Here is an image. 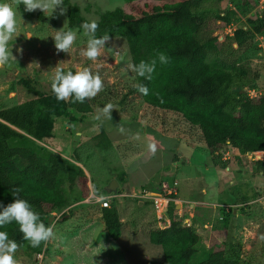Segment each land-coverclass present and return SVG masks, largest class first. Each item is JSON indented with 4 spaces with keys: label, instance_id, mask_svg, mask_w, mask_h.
I'll return each mask as SVG.
<instances>
[{
    "label": "rangeland",
    "instance_id": "rangeland-1",
    "mask_svg": "<svg viewBox=\"0 0 264 264\" xmlns=\"http://www.w3.org/2000/svg\"><path fill=\"white\" fill-rule=\"evenodd\" d=\"M195 1L200 4L204 15L200 36L203 39L218 36L220 41L225 42V48L220 55H211L208 58L210 64L213 67H223L228 60L246 67L254 77V87L248 91H252L251 94L255 97L264 95V35L251 37L247 47L234 53L235 55L232 54L239 47L234 37L235 31L241 27L248 29L249 17L264 13V2L247 0L252 10H246L237 7L233 0ZM125 4V0H63V14L56 9L52 15L40 10L27 12L20 4L17 8V36L10 41L15 59L0 66V106H12L37 98L36 90L51 92V80L57 67L73 71L87 67L93 73H98L103 87L95 97L89 99L98 100L95 108L99 117L87 118L82 123L73 124L58 118L56 135L66 146L67 152L63 154L52 147L48 148L70 159L76 168L83 169L82 166L85 165L92 170V167L113 170L118 164V153H123L126 149L132 153V150L139 149V146L128 145L123 141L125 134H133L129 126L133 130L137 129L139 119L146 125L151 124L148 134L154 142L160 141L163 144L167 141L170 145L171 139L162 136L167 131H178L182 137L190 136L195 147L182 142L181 154L188 155L195 165L179 163V171L173 177L166 178L170 184L174 177L192 175L196 178L199 176V181H202L200 175H204V184H200L192 196L199 201L197 207L189 203L187 205V202L181 209L177 206V212L183 217L184 224L189 219L191 227L201 236V242L197 246L198 259H205L212 242L219 240L226 243L227 255H238L241 264H263L264 174L260 171L264 172V152L247 153L235 160L231 159L226 149L212 153L202 141L199 129L191 126L181 115L147 105L141 93L133 91L137 85V76L131 68L134 63L126 37H111L95 61L89 60L83 54L87 38L83 35L82 25L97 21L104 12L125 7ZM71 5L80 8L83 19L79 24L70 21ZM226 7L234 13H226ZM219 15L228 17L232 24L221 19ZM63 26L76 30L78 34L77 41L67 53L57 52L51 37ZM107 104L113 106L111 114L117 112L120 119L108 118L103 114V108ZM102 118L105 119V127L117 130L118 140L121 137L114 152L105 151L99 146L97 148L93 142L99 119ZM157 148L154 144L146 146L134 166L143 169L155 166L156 160L160 159L156 153ZM75 155L82 157L81 162L76 160ZM187 183L185 180L179 182L182 193H189ZM64 186L69 189L68 179ZM204 186L207 187L206 193L200 191ZM99 194L103 195L105 191ZM185 195L182 194V197ZM87 197L81 201L72 200L73 203L67 208L52 213L55 216L52 224L54 236L47 241L43 259L36 254L29 255L23 246L18 245L14 256L17 264H146L150 260H163L162 246L151 241L152 231L161 226L152 201H145L147 203L141 206L138 198L114 199L113 203L117 204L123 223L121 237L114 239L106 228L101 204L88 203ZM225 202L236 205L249 202L251 204L237 206L236 210L240 215H232L222 224L219 217L223 211L221 208L216 209L213 204Z\"/></svg>",
    "mask_w": 264,
    "mask_h": 264
},
{
    "label": "trees",
    "instance_id": "trees-1",
    "mask_svg": "<svg viewBox=\"0 0 264 264\" xmlns=\"http://www.w3.org/2000/svg\"><path fill=\"white\" fill-rule=\"evenodd\" d=\"M125 2V7L101 15L96 21V35L126 37L134 65L141 60L151 61L158 53L166 54L168 63L161 65L157 60L151 80L136 75L137 84L148 88L147 95L140 92L145 103L181 115L199 129L202 141L212 153L226 149L235 160L247 153L264 152V95L251 97L248 94V89L254 87V77L246 67L228 60L223 67L210 64L208 58L220 55L225 42L218 36L208 39L200 36L204 26L200 4L195 0ZM233 3L252 10L247 0H233ZM21 7L24 8L23 4ZM225 11L234 13L228 7ZM69 17L73 24L82 21L79 6H70ZM219 17L232 24L228 17ZM248 23V29L241 27L234 33L239 47L233 55L247 47L251 37L264 35V13L250 16ZM135 90L138 91L137 87ZM36 94L37 98L16 105L0 106V201L5 205L12 202L11 190L19 188L22 197L32 204L47 225L54 222L50 219L52 213L67 208L72 200H83L91 192L84 169L76 168L70 159L48 148L63 154L67 152L56 135L57 119L73 124L97 118L95 103L98 100L85 97L84 103H73L72 97L58 100L53 91L36 90ZM97 128L99 146L109 148L112 142L105 125L99 123ZM185 137L193 142L190 136ZM75 156L80 161V156ZM66 179L70 182L69 189L64 186ZM177 204L172 201L168 205L163 219L168 226H160L151 233V241L163 248V260H150L146 264H241L238 255H227L226 243L219 240H214L211 248L206 249L205 259L199 260L197 246L201 236L184 224ZM101 209L110 236L119 239L123 223L117 204L112 202L111 207ZM222 211L223 224L234 212H227L225 208ZM3 230L29 255L45 253L47 242L31 247L15 222Z\"/></svg>",
    "mask_w": 264,
    "mask_h": 264
},
{
    "label": "clouds",
    "instance_id": "clouds-1",
    "mask_svg": "<svg viewBox=\"0 0 264 264\" xmlns=\"http://www.w3.org/2000/svg\"><path fill=\"white\" fill-rule=\"evenodd\" d=\"M20 4H23L27 12L40 10L51 15L56 9H59L61 14L64 12L63 0H0V66L7 65L15 59L10 41L17 36V8ZM82 27L83 35L87 38L83 54L89 60L95 61L101 55L110 37L107 34L100 37L96 35L98 28L96 21L85 23ZM51 37L57 52L67 53L77 41L78 34L76 30L63 26ZM157 60L161 65L168 63V57L161 52L151 61L141 60L138 64L131 66L132 71L138 77L151 80L156 70ZM102 87L100 75L93 73L87 67H80L75 71L57 67L51 80V88L56 98L68 100L72 97L73 103H84L85 97H95ZM135 87L142 94H148V88L145 85L137 84ZM112 110L113 106L107 104L103 108V114L111 118ZM11 195L12 202L5 205L0 201V264H17L14 256L18 245L9 237L8 231L3 230L6 225L12 222L18 224L23 239L29 241L33 248L40 247L42 242H47L54 236L53 225H46L32 204L22 197L19 188L11 190Z\"/></svg>",
    "mask_w": 264,
    "mask_h": 264
},
{
    "label": "crops",
    "instance_id": "crops-1",
    "mask_svg": "<svg viewBox=\"0 0 264 264\" xmlns=\"http://www.w3.org/2000/svg\"><path fill=\"white\" fill-rule=\"evenodd\" d=\"M118 115L119 114L116 112L115 114H111V117H116V119H120L118 118L119 117ZM97 116L99 117L98 114ZM99 120H100V123L105 125V121H104L105 119L102 118ZM139 122H140L139 125L136 126L137 128L136 130L135 129L133 130V127L129 126L133 134L132 133L125 134L123 138V141L127 142L128 145L139 146V149L137 151L132 150V153L127 149L123 153H118L117 154L118 157L116 155L117 157L116 162H118V164L115 165V167H113V170H108L106 168L99 170V168H94V167H92L93 168L92 170L91 168L88 169L83 163H81L84 165V166L82 165L81 166L83 167L85 173L88 176L91 192L99 193L101 191H105V194L103 195H107L108 194L107 190L109 188L110 183L113 180H117L119 183L118 191H124L127 193L128 192L133 193L135 191L140 190V188H143V187L151 189V190H160L164 182H169V179L166 178V176L173 177L179 171V166H178L179 163L185 162L186 164H189V166L195 165V163H193V161L188 155L181 154V150H182L181 143L187 142L189 143V145L193 147H195V145H193L191 141H188L186 137H182L180 132L173 131L171 133L167 131L166 133H163L162 136L164 138L166 137L168 139H171L172 142L170 145H169V142L167 144V141L161 144L160 141L154 142V139L151 137L150 134H148L149 133L148 128L151 127V124L146 125L144 122L140 121V119H139ZM135 124L136 123H134V125ZM125 131L130 132L128 130H125ZM106 132L112 142V145L109 148L106 149V148H102L99 146L100 140L97 137V132L93 136V142L97 145V148L99 146L100 148L105 149V151L110 150L114 152L118 147L117 143L120 141L121 137L118 140L117 130L109 129L108 127H106ZM139 139L141 140L139 141ZM152 144L157 145L158 148H157L156 153H158L159 158H160L159 161L156 160L155 166H153L151 169H148V168L143 169L139 166H134V162L136 161L138 157H140L144 153L143 151L145 150L146 146L148 147L149 145H152ZM255 153L257 154L258 152H255ZM81 160H82V157H80V161L78 162H81ZM206 164H207V160L205 162V165ZM228 169H230V167ZM99 174L100 176H98ZM200 176H202L204 180V175L202 174ZM196 179H197V182H196ZM184 180L188 182L187 192L189 193H182L183 192L182 188L179 187V182L184 181ZM199 180H200L199 176L196 178V177H193L192 175H188L187 177H184V178L174 177L173 183L170 182V184L174 186L177 183L176 185L178 188L177 197L180 200H183L189 203L193 207L194 206L197 207V204L199 203V201L192 196H193V193L198 190V186L200 184L201 186L204 184L203 180L202 181H199ZM200 191L203 193H206L207 187L205 186L202 187ZM182 194L183 195L186 194L185 197H182ZM145 203L146 202L140 200L141 206L145 205ZM226 203L229 204L230 202H225L224 204ZM234 215L238 217V215H240V212L238 210H235Z\"/></svg>",
    "mask_w": 264,
    "mask_h": 264
},
{
    "label": "built area",
    "instance_id": "built-area-1",
    "mask_svg": "<svg viewBox=\"0 0 264 264\" xmlns=\"http://www.w3.org/2000/svg\"><path fill=\"white\" fill-rule=\"evenodd\" d=\"M260 1L264 2V0H260ZM251 92H249L248 94L251 97H255L251 94ZM229 155H230V153H229ZM176 185H177V183L174 186H172L168 182H164L160 190H151V189L145 188V189H140L138 191H135L133 193L118 191V193L101 195V194H98L95 192H91L89 194V197H87V202L88 203H92V202L93 203H100L101 207H111L113 199L120 198V197L138 198L139 200H142L144 202L149 200V201H152L154 203V205L157 209V214L160 218L159 222H160L161 226H168L165 224V222H163L162 218L165 217L169 203L172 201L177 202L178 204L180 203L181 208L186 203L185 201L180 200L177 197L178 188ZM186 204L188 205V203H186ZM246 204H251V202L246 203ZM246 204H237L236 205V204H230V203L229 204L228 203L227 204L214 203L213 205L216 209L221 208V210H222V208H225L227 210V212L231 213L232 211L234 212L236 210V208L241 207V206L246 205ZM190 214H192V213H190ZM223 220H224V214H221L219 217V221L222 222ZM185 225L191 226L189 219L186 220ZM43 254L44 253L39 254L38 257L43 259L44 258Z\"/></svg>",
    "mask_w": 264,
    "mask_h": 264
},
{
    "label": "water",
    "instance_id": "water-1",
    "mask_svg": "<svg viewBox=\"0 0 264 264\" xmlns=\"http://www.w3.org/2000/svg\"><path fill=\"white\" fill-rule=\"evenodd\" d=\"M173 169H174V168H173ZM173 171H174V170H173ZM118 185H119L118 181H117V180H113V181L110 183V185H109V188H108V190H107V193H108V194L118 193ZM178 207L180 208V205H179ZM54 218H55L54 216H53L52 218H50L51 221H53Z\"/></svg>",
    "mask_w": 264,
    "mask_h": 264
},
{
    "label": "bare ground",
    "instance_id": "bare-ground-1",
    "mask_svg": "<svg viewBox=\"0 0 264 264\" xmlns=\"http://www.w3.org/2000/svg\"><path fill=\"white\" fill-rule=\"evenodd\" d=\"M260 153H263V152H258V154H260Z\"/></svg>",
    "mask_w": 264,
    "mask_h": 264
}]
</instances>
